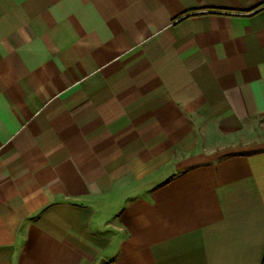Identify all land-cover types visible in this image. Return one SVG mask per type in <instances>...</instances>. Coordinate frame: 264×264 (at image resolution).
Here are the masks:
<instances>
[{
    "label": "crops",
    "instance_id": "crops-1",
    "mask_svg": "<svg viewBox=\"0 0 264 264\" xmlns=\"http://www.w3.org/2000/svg\"><path fill=\"white\" fill-rule=\"evenodd\" d=\"M264 0H0V264H263Z\"/></svg>",
    "mask_w": 264,
    "mask_h": 264
},
{
    "label": "trees",
    "instance_id": "trees-1",
    "mask_svg": "<svg viewBox=\"0 0 264 264\" xmlns=\"http://www.w3.org/2000/svg\"><path fill=\"white\" fill-rule=\"evenodd\" d=\"M263 264H264V261H263Z\"/></svg>",
    "mask_w": 264,
    "mask_h": 264
}]
</instances>
